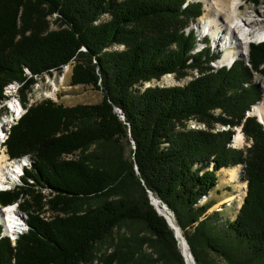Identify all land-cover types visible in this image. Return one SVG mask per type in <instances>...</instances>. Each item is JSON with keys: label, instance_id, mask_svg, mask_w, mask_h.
<instances>
[{"label": "trees", "instance_id": "obj_1", "mask_svg": "<svg viewBox=\"0 0 264 264\" xmlns=\"http://www.w3.org/2000/svg\"><path fill=\"white\" fill-rule=\"evenodd\" d=\"M202 12L200 1L189 0H0V99L9 82H24L22 91L34 82L24 68L50 74L69 62L71 85L102 93L95 104L41 101L10 128L6 153L34 156L23 181L50 189V216L41 217L40 194L30 185L1 191L3 206L20 195L30 199L17 204L26 232L14 244L0 237V264L91 263L97 243L124 222L143 225L148 235L119 237L101 264H184L148 192L172 212L195 264H215L204 248L230 264H264V130L245 117L260 99L251 78L264 77V43L249 44V66L239 60L211 72L215 55L193 52L195 32H184ZM190 70L198 76L185 85L143 87ZM190 120L207 129L188 128ZM216 123L229 129L212 132ZM239 125L251 143L233 148L231 128ZM237 164H244L245 195L235 218L219 228L207 214L212 204L198 200L216 185L220 168ZM143 245L151 251L143 253Z\"/></svg>", "mask_w": 264, "mask_h": 264}, {"label": "rangeland", "instance_id": "obj_2", "mask_svg": "<svg viewBox=\"0 0 264 264\" xmlns=\"http://www.w3.org/2000/svg\"><path fill=\"white\" fill-rule=\"evenodd\" d=\"M190 1H193V2L200 1L202 8H203V12H202L201 16L196 20L195 23H192L189 25L190 29L195 32L196 47H198V43H197L198 42V23L201 22L202 18L211 17L214 13V10L207 9L202 0H190ZM239 3H240V7H239L240 16H244V14L247 13L248 15H250V20H255V21H253V23L254 22L255 23L254 24L252 23L250 25V28L252 30L264 29V0H259L258 4H256L255 6L253 5V3L245 1V0H240ZM102 17H103V19H106L107 15L104 14ZM224 17H225V14L221 13L220 18L225 19ZM54 18H55V16L53 14L48 17V19L50 21V28H52V29L57 27V22L54 20ZM187 30H188V28L185 29V34H188ZM212 46H214V45H212ZM118 47L122 48V46H118ZM246 49L248 50L247 47H246ZM212 50H213V47H212ZM247 50H246V54H245V60L246 61H248ZM239 55L241 58H244L243 56H241V54H239ZM72 65H73L72 62H69L68 64L63 65L62 69L53 70L50 74H47V73L38 74V75L34 74V76L31 77L34 79V82L27 89H24L23 91H22L21 87H20V89H17L18 86L14 85V82H19V81L13 80V81L9 82L8 84H6L5 87L7 85H9V86L7 88H5V87L3 88V90H4L3 94L5 93V91L9 90L8 88H12V92H14V93H13L12 97H9V100H10L9 105L12 106V104L16 101L15 103L19 106V112H17V113L13 112V113H15V115L12 116V114L10 113L8 108L5 106V103L3 102V98L0 99V124H2V126L5 127L12 120L13 121L11 123V127H12L13 125H15L18 122L19 118L26 112L28 107H30L31 105L37 104L41 101L47 100V99H50L56 103H60L64 106H72V105H76V104H95V103H98L102 98V93L100 90H96L90 85H71L70 76H71ZM261 67H263V65ZM24 71H26V69ZM196 73H197V75H196ZM252 73L253 74H252L251 82H253L255 80L256 83H258L260 85L259 89L263 90L264 89V77L257 74L256 72H252ZM26 74H28V71H26ZM197 76H198V71L196 72V70H190V71H188V73L186 75H184L182 77H177L175 73H167V74L163 75L159 80L153 79L149 82L144 83L143 87L144 88L149 87V86H151V87H154V86H158V87L165 86V87H167V86H176V85L182 86V85L187 84L190 80H192L193 78H195ZM13 85H14V87H13ZM16 89H17V91H16ZM260 97H261V100L263 102L262 105L264 107V92L260 93ZM4 98H5L4 100H7V97H4ZM3 103H4V105H3ZM14 111H16V110H14ZM116 111L118 112L117 109H116ZM215 111H214L215 115L220 114V111H217L216 113H215ZM191 122L194 123L193 126L198 127V123H196L195 120L194 121L191 120ZM216 125H220V123H216L215 126ZM188 128L192 129V125L188 126ZM9 129H10V126H9ZM232 129L236 131V128H232ZM196 130H198V129H196ZM200 130H202V129H200ZM9 133H10V131H9ZM250 143H251L250 139L247 140L243 135V140L241 143L242 145L241 144L238 145L235 143H234V145L237 148H242V147L248 146ZM125 147H126V154H128L129 149L132 147V145L130 146L129 144L125 143ZM0 152H1V154H4L5 156H7L6 158L11 159L6 153L5 143H4V145H2ZM79 154H80V152H76L75 154H73V156L64 154V155H62V158H65V159L76 158ZM237 165L239 166L238 171H240L241 166L239 164H237ZM217 177H222V176H220L218 174ZM28 179H30V178H27V181H29V182L31 181V184L27 183L28 185H25V187L30 185V187H32V189L34 190V192H33L34 194H36V193L40 194V203H39L41 205L40 214H41V217H43L46 220L48 218V216H50V212H48V205H44V201L50 197V196H48V195H50V193H49L50 190L45 188L46 186H43V187L39 186L34 182V180H28ZM241 181H243V180L240 179L239 172H238L237 180L233 181L235 183H230L231 185L229 186V192H233L234 190L236 192V190H237L236 185L238 184L237 182H241ZM19 187L25 188L24 186H19ZM29 199H30V194L29 195L25 194L24 196L20 195V198H18L16 200V202H14V203H15V205H17L19 203H23L24 200H29ZM242 201H243V198H242ZM215 205H219V206L213 207L214 205H211V207L207 210V214L212 216V222L215 223L219 228L222 226H225L226 223H228V221L233 220L237 214L238 208L240 207V206H238L237 200H234L233 204L231 203V206L229 209L222 210L221 209L222 204H215ZM19 214L23 217L24 220H26V214L24 212H21ZM134 233H138L139 236L148 235L144 226L141 224H131V223H125V222L121 223L117 228H114V230L112 232V236H111L112 238L108 237L104 241L97 243V245H96L97 258L93 262L88 263V264H101V261H100L101 256L104 255L105 253H110L113 250L114 245L118 241L117 239H119V237H128L129 235H132ZM141 249H142L143 253H149L151 251V249H149L148 246H146V245H143ZM204 251L206 252L208 257L210 259H212V261H214L215 264H230L226 259L218 256L214 252H211L209 249L204 248Z\"/></svg>", "mask_w": 264, "mask_h": 264}, {"label": "bare ground", "instance_id": "obj_3", "mask_svg": "<svg viewBox=\"0 0 264 264\" xmlns=\"http://www.w3.org/2000/svg\"><path fill=\"white\" fill-rule=\"evenodd\" d=\"M202 1L204 2L205 7L207 9L214 10V13L209 18H202L201 22L198 23V29L201 32V36H205L206 34H208L211 38L212 43L216 44L218 47H225L226 45L228 46V50L223 54L220 62L232 61L233 59L239 58L240 57L239 54H241V56L245 58V54L247 50L246 47L248 48L250 43L264 41V29L252 30L250 28V25L255 20H250V15H248L247 13H245L244 16H240V12H239L240 0H202ZM221 13L225 14L224 17L225 19L220 18ZM230 45L233 46L235 45L236 50L230 49L229 48ZM193 52H198V47H196V45ZM25 69L26 71H28V74H26V71H24V76L26 78H31L32 76H34V74L30 72L28 68ZM23 83L24 82H20V83L14 82V85L18 86L17 89H20ZM8 86L9 85L4 87L7 88ZM8 89L9 90L5 91V93L3 94L4 97H7V100H4L5 98H3V102L5 103V106L8 108L12 116H14L15 113L13 112L16 113L19 112V106L15 103L16 101L12 104V106L9 105L10 103L9 97H12L14 92H12V88H8ZM262 103L263 102L260 100L258 104H255L252 107V114L256 115L260 120L264 121V107ZM118 113H120L119 110ZM249 113L251 112L248 111V114ZM119 117H121V115H119ZM12 122L13 121L11 120L5 127L2 126V124H0V150L8 137L10 131L9 126L11 128ZM191 123L192 122L190 120L188 126L192 125V129H198V127L193 126L194 123L192 124ZM196 123L198 122L196 121ZM238 128L239 127L236 128L237 131L234 132L233 134V141L235 144L239 145L242 143L243 135L241 134ZM6 157L7 156L1 154L0 152V190H6V189L9 190L19 186L27 185L23 181V177L25 176L24 172L25 170H30V169L32 170V165H34L33 164L34 156L32 154L27 153L18 158L9 159ZM238 170H239V166L236 165L234 167H222L217 172L220 176L225 177L229 181H236L239 172ZM27 178H30L28 180H33L31 177H27ZM27 178L25 179L26 182L31 184V181L30 182L27 181ZM237 183L238 184L236 185L237 188L236 192L234 190L232 194L226 197L225 201L233 202L234 200H237L238 206H240L243 195L245 194L244 187L246 186V181L243 180ZM153 205L156 207V209L159 211L161 215L164 216L168 215V217L170 218V222H172L176 226L173 219L168 214L167 209L162 206L161 202L153 200ZM218 206L219 205H214L213 207H218ZM4 207L5 208L0 206V221L3 224L1 235L9 236L13 242L20 234L26 232L27 227L25 226V220L17 211V207L15 206V204L14 205L10 204ZM175 234L179 248L184 253L186 257V262L190 264L191 261L188 255L189 249L186 246V243L184 242L181 230L175 229Z\"/></svg>", "mask_w": 264, "mask_h": 264}, {"label": "built area", "instance_id": "obj_4", "mask_svg": "<svg viewBox=\"0 0 264 264\" xmlns=\"http://www.w3.org/2000/svg\"><path fill=\"white\" fill-rule=\"evenodd\" d=\"M202 40V38H199V41H201ZM257 43V42H256ZM198 44H199V47H198V51L199 50H202L203 48H204V46H205V44H201V43H199L198 42ZM229 48H231L232 50H236V46L234 45H230L229 46ZM221 59H222V56L219 58V59H216V60H214V61H210L209 63H208V65L210 66V71L211 72H215L217 69H219V68H221V67H223V66H225L226 68H229L230 66H231V64H232V62L234 61V59L232 60V61H229V62H220L221 61ZM245 64H247L248 65V63L245 61ZM254 80V79H253ZM252 80V81H253ZM253 83H256V81L254 80L253 81ZM248 84H245V86H247ZM259 85V84H258ZM260 86V85H259ZM259 103V102H258ZM257 103V104H258ZM253 107V106H252ZM251 107V108H252ZM252 110V109H251ZM217 111H219V110H216V112ZM215 112V113H216ZM248 114V113H247ZM249 115V114H248ZM121 117H122V115H121ZM260 122H262L261 120H260ZM262 124H263V128H264V121L262 122ZM217 126V127H216ZM213 129H211V131L212 132H217V131H224V130H227L228 128H229V126L228 125H222V124H220V125H216ZM200 129H202V130H206L207 129V127L205 126V124L204 123H202V122H198V130H200ZM232 146H234V144L232 143L231 144ZM241 167H240V171H239V177H240V179L241 180H244V167H243V165H240ZM211 168V163H210V165H209V167H208V169H210ZM208 200V196L207 195H203L199 200H198V205H202L203 203H205L206 201ZM231 201L229 202V201H226L224 204L225 205H231Z\"/></svg>", "mask_w": 264, "mask_h": 264}, {"label": "crops", "instance_id": "obj_5", "mask_svg": "<svg viewBox=\"0 0 264 264\" xmlns=\"http://www.w3.org/2000/svg\"><path fill=\"white\" fill-rule=\"evenodd\" d=\"M230 185L231 184L225 177H217L216 185L211 190H209L207 194L209 203H211L212 205L222 204V210L229 209L231 205L226 206L224 205V203L226 202V197H228L232 193L229 192Z\"/></svg>", "mask_w": 264, "mask_h": 264}, {"label": "water", "instance_id": "obj_6", "mask_svg": "<svg viewBox=\"0 0 264 264\" xmlns=\"http://www.w3.org/2000/svg\"><path fill=\"white\" fill-rule=\"evenodd\" d=\"M122 118H123V116H122ZM134 168H135V170H136V172H137V167L135 166ZM148 195H149V199H150V203H151V205L155 208L156 212H157L160 216H162V217L165 219L167 225L172 229V231H173V237H174V239H175L176 242H177V248L179 249L180 255H181L182 258H183L184 264H189V263L186 262V257H185V255H184V253L180 250L179 245H178V241H177V238H176L175 229L180 230L179 226H178V225L175 226L172 222H170V218L168 217V215H166V216L161 215V214L159 213V211L156 209V207L153 205V200H156V201H158V202H161V201H160L158 198L154 197V196L152 195L151 192H148ZM244 195H245V194H244ZM243 197H244V196H243ZM155 198H156V199H155ZM161 203H162V202H161ZM162 206H163L164 208L167 209L168 214L171 216V218L173 219V221H174V223H175V220H174V217H173L172 212L168 209V207H167L164 203H162ZM183 239H184V242L186 243V246H187L188 249H189V246H188V244H187V242H186L184 236H183ZM188 255H189V258H190V261H191L190 264H195V261H194L193 255H192V253H191L190 250H189V254H188Z\"/></svg>", "mask_w": 264, "mask_h": 264}]
</instances>
